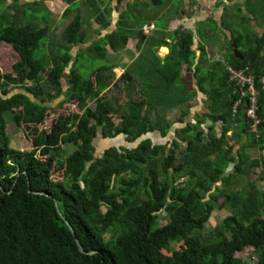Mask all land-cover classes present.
<instances>
[{"label": "trees", "instance_id": "1", "mask_svg": "<svg viewBox=\"0 0 264 264\" xmlns=\"http://www.w3.org/2000/svg\"><path fill=\"white\" fill-rule=\"evenodd\" d=\"M64 1L70 4L73 0ZM136 1L159 8L172 0ZM87 2L90 11L97 2L109 4V0ZM8 3L22 15L8 16L7 8L3 10ZM27 8L26 0H0V43L11 46L20 58L13 72L0 70V264H248L238 257L247 249L258 255L254 264H264V189L253 184L243 191L232 190L236 176H251L245 169L250 159L244 151L264 144V34L254 39L255 47L244 59L232 53L228 64L237 69L248 65L253 70L260 124L257 139L251 140L252 123L243 117L246 103L228 71L225 79L212 74L210 81L216 84L205 89L210 74H203L196 64L197 85L207 97L205 118L212 125L202 128L204 121L194 124L187 120L193 93L183 73L196 58L190 31L168 33L175 45L166 60L154 51L153 59L141 56L125 69L120 80L126 81L129 100L117 112L103 95L109 83L105 85L99 78V73H108L113 67L101 66L85 78L76 63L81 54L73 61L72 49L87 38L83 18L76 17L64 30L62 39L67 45L49 53V28L40 20L21 25L17 18L31 15ZM105 11L106 16L102 13L97 19L110 26L105 19L110 9ZM70 13L67 9L64 17ZM48 16L45 12V22ZM145 27L155 29L154 25ZM139 34L151 44V51L169 45L155 42L156 37L142 31ZM131 36L118 23L108 33L107 43L112 51L121 50ZM241 40L251 38L237 39V45ZM143 45L139 40V48ZM90 52L104 59L108 54L102 46L92 47ZM138 85L142 97L133 100L130 97ZM14 89L25 92L14 93ZM91 98L97 101L95 109L89 108ZM56 101L77 102L82 114L61 115L50 130L40 128L48 103ZM173 110H177L179 131L172 140L155 144L148 136L143 138L155 132L164 138L173 133L175 125L164 124L159 113ZM7 113L14 123L24 126L32 151L11 147ZM112 117L119 122L114 123ZM235 126L237 135L230 137ZM99 134L104 139L124 136L134 146H110L97 156L94 140ZM235 138L243 139L240 148L230 145ZM68 146L75 148L74 154L67 153ZM169 146L171 151H167ZM165 150L166 157L160 158ZM237 161V174L225 179L226 168ZM252 164L264 168V157ZM219 209H227L231 215L203 234ZM164 214L169 223L160 227ZM77 240L86 254L80 252Z\"/></svg>", "mask_w": 264, "mask_h": 264}, {"label": "rangeland", "instance_id": "2", "mask_svg": "<svg viewBox=\"0 0 264 264\" xmlns=\"http://www.w3.org/2000/svg\"><path fill=\"white\" fill-rule=\"evenodd\" d=\"M26 1L28 4L27 10L31 15H27L25 13V15L23 16L32 21L25 20L23 16L17 18L22 23L21 25H25L29 22L34 23L35 21L40 20L43 27L46 26L49 28V36L46 41V49L49 53L57 51L67 45V43L62 39L64 30L72 23V21L76 17L83 18L84 30L87 34V38L84 43L75 46L72 49L73 61H76L77 56L81 54L78 57L76 63L79 65L80 71L85 76V78L91 75V72L94 69H97L104 65L110 64V66L113 67L117 63L118 67H122L121 69H113V67L108 73H99L100 82L104 83L105 85L109 83V86L106 88L103 95L105 96L106 100H108L111 108L115 111L117 110V112L120 111L119 108L129 100L128 96H126L125 90L126 81H124V79L120 80V72H122L123 68L125 71V65L130 64L129 60L133 59L138 54L139 56H143L144 60H147L149 57L150 59H153L152 54L154 53V49L153 51H151V44L147 41H144L145 38L143 39L142 35L139 34L140 31H142L143 35L145 36L156 37L154 40L155 42H166L169 44V41L172 40V44L168 45L170 46L168 53H172L173 47L171 46L175 45V40L173 39V37H170L168 33L175 31L177 24L179 23L178 19L181 18V14L184 17V15L188 13V18L190 19L191 17H194L196 13H199V15H201L205 19L204 21L196 23L197 26L195 27L197 35H195L198 40H201L202 42L207 41V44L215 42L210 38L212 34L214 36H225V34H228V23L232 22L233 16L238 19V21L240 18L244 19L248 23V26L243 27L244 29L242 30V28L238 26V23L235 25L232 24L229 28L230 32L234 31L235 33H238L242 30L243 32L248 31L252 35L255 34V30H253L255 18L251 14L248 18V13L244 12V5H240V11H235L233 13L229 12L227 13V15H225V13H222L221 11L219 14H214L215 11H213L211 14L214 17L213 19H210L211 15L209 14V12L211 10L207 11L206 7L209 6L211 7V9L214 7L212 0H205L206 2H203L204 0H172L171 2L166 3L165 6L159 8L151 7L150 5L144 6L142 4H139V2H137L136 0H121V4H118L116 0H113V2H110L108 5L106 4L104 6L98 4L99 2H97L96 8H93L92 11H90L91 5L88 2L86 3V0H73L70 4H67L64 0H52V2L48 1L46 3L45 1L47 0ZM244 1H246V3L244 2L245 6H249V4L251 3H259V8L264 13V1ZM145 2L147 1L145 0ZM211 4L213 5L211 6ZM6 8L7 10L5 12L8 14V16H11L15 13H19L22 15V11H18L15 8H12L11 3L4 5L3 10H5ZM106 8L107 12L110 9L109 15L107 16V18H105L107 22H110V26H106L104 23L99 22V20L97 19L98 16L102 13H104V15L106 16ZM67 9H70L71 13L67 18H65L64 13ZM246 9L249 13H256L251 9V7ZM254 9L257 10L256 8ZM181 10L185 11L179 13ZM45 12H48L49 14L47 22L44 21ZM36 16L41 17V19H38ZM125 17H128V19L125 20ZM215 17L216 20H214ZM118 23L120 27L128 28L131 31L132 36L131 39L128 40V43H126V45L123 47V49L112 51L109 44L107 43L108 29L110 28V31H114L118 27ZM247 23L245 24L247 25ZM149 25H154L155 29L152 31L149 27H145ZM139 40L144 43V45L140 48L138 46ZM95 46H102L107 51L108 54L105 59L104 57L93 55L90 52L91 48ZM168 46L165 45V47ZM226 46L228 47L227 41ZM165 47H157L156 53H161L165 56L166 54H168H164L165 52L163 51V49ZM121 59L125 60L120 61ZM19 61V55L11 46L5 43H0V70L2 72H13L14 64H17ZM184 73L186 74L187 71H185ZM91 79L95 84L98 82L95 80V75H92ZM67 80L68 72L64 74V86L66 85ZM187 80H189L188 76H186L185 78V81ZM140 87L141 85H138L135 93L131 95V99H141L142 96L140 94ZM13 92L20 93L25 91L23 89H14ZM96 102L97 101L94 98H91L89 100V108L95 109ZM61 103L62 102L60 101L48 103L49 109L45 113L44 123L40 126V128L50 130L53 123L61 115L82 114L77 102L62 103V106L59 107V104ZM159 113H161L164 119V124L171 122L175 125V128L173 130L174 132L171 133L167 138H164V136L159 132L148 134L143 137L146 138L148 136V138L152 139L155 144L161 142H169L174 138V136H176V131H179L178 124H176L178 117L177 110L164 112L161 111ZM5 119L7 121L6 131L11 140V147L15 150L20 151H32L33 145L32 142L28 140L27 135L23 130L24 126H18L16 123H14L12 121V115L9 113L5 115ZM112 119L116 124L119 122V119L117 117H112ZM234 128H236V126ZM233 135H237V128L235 132L229 133L230 137H232ZM258 135L259 133L253 134L249 132L248 139H257L256 137ZM234 144H237L238 148H240L244 144V141L241 138H235L234 140L230 141V145ZM94 145L96 147L97 156H101L104 150L110 146L122 148H130L134 146V144H129L128 142H126L124 136H118L112 139H104L101 134H99V136L94 140ZM262 147H264V144L260 143L257 147L249 148L244 151V154L247 155L250 159V164H247V167L245 169L251 172V176L249 178L236 176V180L232 183V190L243 191L250 188V186H253V184L259 186L261 189H264V174H262L264 168L262 167V165L260 167H257L252 164V162L259 160L261 157H264V151H261ZM171 149L172 146H169L167 148V151H171ZM66 151L69 155H72L76 150L75 148L68 146L66 148ZM167 151H163L160 158L166 157ZM181 152L182 150H179L177 153L178 162H180L181 160ZM236 174L237 172L235 171L232 176H235ZM219 203L221 204L222 200H219ZM230 215L231 213L227 209H219L214 211L212 214V218L205 226L203 234H207L208 232H210L215 226L221 224L222 221H224ZM168 223L169 218H167L164 214L160 219L158 225L161 227L165 226ZM238 257L248 264H254L258 260V255L256 254L254 249H247L244 252L239 253Z\"/></svg>", "mask_w": 264, "mask_h": 264}, {"label": "crops", "instance_id": "3", "mask_svg": "<svg viewBox=\"0 0 264 264\" xmlns=\"http://www.w3.org/2000/svg\"><path fill=\"white\" fill-rule=\"evenodd\" d=\"M52 2V0H47L46 2ZM211 1V0H208ZM214 7L211 9V7H206V10L209 11V14L211 15L210 19H213V15L211 14L213 11L214 14H219L220 11L222 13H225V15H227V13H233V12H237L240 11V5H244V12L248 13V18L250 16V14L255 18L254 21V27L253 30L254 31V35H252L250 32H243L242 30L244 29L243 27L248 26V23L244 20V19H236L233 16L232 22L228 23V34H225V36H214L213 34L210 36V38L212 40H214L215 42L211 43V44H207L206 42H202L201 40H198V38L196 37V27L198 22L200 21H204L205 19L199 15V13H196V15L194 17H191L190 19L189 14L186 13L184 15V17L181 14V18L178 19V24L177 27L175 29L178 30L179 29H183L185 31L189 30L193 35H194V44H193V50L196 52V58H195V64H193V66L191 67V65L186 68L187 73L183 75L184 76H188V79L186 81L187 86L189 87V89H191L192 93H193V99L191 101V106H192V110L190 115L188 116L187 120L189 122H193L194 124L199 121H204L205 123H203L202 128H207L206 125V121L207 118H205V114L207 113L205 105H204V101L207 99L206 95L202 94V92L199 90V87L197 85V79H196V75H195V66L196 64H198V66L200 67V70L203 74H210L208 75V80L204 85L205 89H210L211 87H213L215 82H211V76L212 74L216 73V75L218 76V78H226V71H227V65L229 64V60L232 57V53L235 54L236 49H238L240 51V56L242 55L244 59L245 58V54L249 53L251 49H253L255 47L254 44V39L256 37H259L261 35L264 34V13L260 10L259 8V3H251L249 4V6H245L246 1L244 0H240V1H236L233 0L231 2H228V0H212ZM113 2V0H109V3ZM203 2H206L205 0ZM245 2V3H244ZM222 3V5H221ZM100 4V3H98ZM207 4V3H206ZM211 4V6L213 5ZM252 10H254L256 13H249L247 11L246 8H250ZM254 8H256L257 10H255ZM185 10H181L179 13H182ZM202 17V18H200ZM247 18V19H248ZM207 19V18H206ZM225 19V18H224ZM214 20H216V17L214 18ZM240 28H242V30L238 33H235L234 31L230 32V26L232 24H237ZM247 23V25L245 24ZM245 26H244V25ZM174 32V31H173ZM196 34V35H195ZM228 35V36H226ZM250 37L251 40H241V45L239 43V45H237V39H240L242 37L246 38V37ZM131 39V38H130ZM133 40V39H132ZM172 40L169 41V44H172L171 42ZM226 41L228 42V47L226 46ZM128 43V42H126ZM139 43V42H138ZM168 46V45H166ZM165 47V46H164ZM157 48V47H156ZM156 48L154 49V51L156 52ZM169 48L165 47L163 49V51H166L164 54L169 52ZM204 50V51H203ZM157 56L160 59H167L168 56L171 54L168 53L165 56L161 53H156ZM236 56V55H235ZM141 56H139V54L134 57L133 59L129 60L130 64L125 65V68L128 69L130 67V65L135 62L136 60H138ZM264 57V56H263ZM125 58V57H124ZM125 59H121L120 61H124ZM115 64V63H114ZM113 69H118V68H122L121 66L118 67V64L116 63L115 66H113ZM190 68V69H189ZM124 72V68L122 70V72H120V75ZM184 72V70H183ZM118 76V78H119ZM216 84V83H215ZM208 101H210V99H208ZM176 111V110H174ZM219 131V130H218ZM234 131H232L233 133Z\"/></svg>", "mask_w": 264, "mask_h": 264}, {"label": "built area", "instance_id": "4", "mask_svg": "<svg viewBox=\"0 0 264 264\" xmlns=\"http://www.w3.org/2000/svg\"><path fill=\"white\" fill-rule=\"evenodd\" d=\"M227 71L230 74L231 81L240 89L242 100L246 103V117L252 123L250 132L258 134V125L260 124L258 112L260 103L259 93L254 81L253 70L248 65L241 69L227 65ZM242 100L237 103L235 112L238 111V108L242 104Z\"/></svg>", "mask_w": 264, "mask_h": 264}, {"label": "water", "instance_id": "5", "mask_svg": "<svg viewBox=\"0 0 264 264\" xmlns=\"http://www.w3.org/2000/svg\"><path fill=\"white\" fill-rule=\"evenodd\" d=\"M108 33H110V28L108 29ZM235 55L236 57H242V55L240 56V51L238 49H236L235 51ZM57 102V101H56ZM243 117H246V106H244L243 108ZM206 125H212V122L210 120L207 119L206 121ZM239 164V161L237 162H231L228 167L226 168L225 170V174H224V178L225 179H230L232 177V175L234 174V172L237 170V166ZM49 196V195H47ZM59 214H60V217L62 218V220L65 222V224L67 225V227L70 229V231L75 235V232H74V229L72 228L71 224L65 219V217L61 214V212L59 211ZM77 245H78V248L80 250V252L82 254H86L83 246L81 245V243L77 240ZM91 254V253H90Z\"/></svg>", "mask_w": 264, "mask_h": 264}, {"label": "bare ground", "instance_id": "6", "mask_svg": "<svg viewBox=\"0 0 264 264\" xmlns=\"http://www.w3.org/2000/svg\"><path fill=\"white\" fill-rule=\"evenodd\" d=\"M164 52H166V51H164ZM259 116V115H258ZM259 127V126H258Z\"/></svg>", "mask_w": 264, "mask_h": 264}, {"label": "flooded vegetation", "instance_id": "7", "mask_svg": "<svg viewBox=\"0 0 264 264\" xmlns=\"http://www.w3.org/2000/svg\"><path fill=\"white\" fill-rule=\"evenodd\" d=\"M210 126V125H209Z\"/></svg>", "mask_w": 264, "mask_h": 264}]
</instances>
